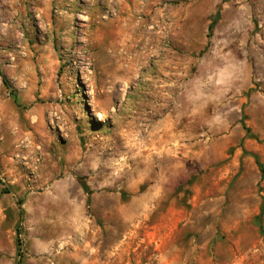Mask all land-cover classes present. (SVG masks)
Masks as SVG:
<instances>
[{
    "label": "rangeland",
    "instance_id": "1",
    "mask_svg": "<svg viewBox=\"0 0 264 264\" xmlns=\"http://www.w3.org/2000/svg\"><path fill=\"white\" fill-rule=\"evenodd\" d=\"M254 155L264 0H0V264H264Z\"/></svg>",
    "mask_w": 264,
    "mask_h": 264
},
{
    "label": "bare ground",
    "instance_id": "2",
    "mask_svg": "<svg viewBox=\"0 0 264 264\" xmlns=\"http://www.w3.org/2000/svg\"><path fill=\"white\" fill-rule=\"evenodd\" d=\"M126 24H127V22H126ZM131 27H132V29H130L131 34L129 35V40H131L134 43L133 48H139L141 46V49H142L141 51H145L144 53H137L135 56L136 60L145 59L149 56L150 53L154 52V41H155L154 38L158 37V32L156 31V28L154 26V27L150 28L147 32H143V33L139 34L135 25H133ZM140 38H142V39H140ZM144 38H145V40H144ZM143 40H144V42H143Z\"/></svg>",
    "mask_w": 264,
    "mask_h": 264
},
{
    "label": "trees",
    "instance_id": "3",
    "mask_svg": "<svg viewBox=\"0 0 264 264\" xmlns=\"http://www.w3.org/2000/svg\"><path fill=\"white\" fill-rule=\"evenodd\" d=\"M208 37H210V35H208ZM4 84L9 87V83L7 82V80L4 78ZM255 159H256V163L257 165L260 167L261 169V172L264 174V166L262 165V163L260 162V159L257 155H254ZM256 220L258 222V226H259V229H260V232L261 234L263 235V238H264V226H263V221H264V204L262 206V209L260 211V214L256 217ZM264 241V239H263ZM18 243L20 245V241L18 240ZM18 264H22V261L19 260Z\"/></svg>",
    "mask_w": 264,
    "mask_h": 264
}]
</instances>
